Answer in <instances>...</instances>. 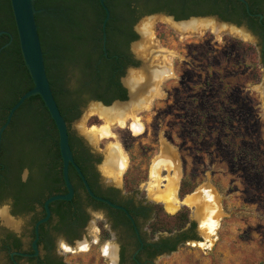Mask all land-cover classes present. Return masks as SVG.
<instances>
[{
	"label": "rangeland",
	"instance_id": "rangeland-1",
	"mask_svg": "<svg viewBox=\"0 0 264 264\" xmlns=\"http://www.w3.org/2000/svg\"><path fill=\"white\" fill-rule=\"evenodd\" d=\"M149 21L151 26L148 33L143 31V24ZM197 27L183 29L177 26V22L174 23L161 15L141 18L137 23L139 36L132 45L140 64L138 71L130 68L125 77L128 78L130 72L145 74L148 72V65H161L160 68L166 67L168 73L154 83L155 87L146 95V101L141 104L134 103L122 116L127 118L126 124L123 125L118 120L107 121L100 115L89 112V100L79 117L71 121L70 128L75 135L83 137L91 150L98 154L97 168L102 180L119 187L126 198L148 208L147 216L140 218V229L142 235L150 242L175 236L167 232L150 235L148 224L153 210L148 206L163 203L155 197L156 185L165 188L166 184L174 179L179 184V195L180 183L184 176L191 177L198 184L196 191L180 198L184 202L179 208H190V218L195 223L193 233L196 237L182 242L177 250L158 255L153 262L144 264H264V63L261 57L260 61H257L263 68V76L259 82L255 83L247 76L244 93L252 98L253 103L249 102V99L240 102L242 108L254 114L251 119H244L243 116L241 128L245 135L256 136L253 137L252 143L247 145L248 141H242L239 147L235 146L237 142L221 147L207 137L199 143L187 140L183 142L185 139L178 127V122L183 118L182 112L175 103L180 92L184 96L182 83L185 77L190 75V82H194L200 74L204 76L208 66L207 56L216 55L218 51L231 46L234 40L258 45L257 40L244 29L229 24L213 21L211 25ZM257 48L259 50V46ZM233 50L232 62H225L218 67L252 72L255 65L251 60L249 62L245 52L236 47ZM67 79L70 86L74 87L77 79L75 74L71 72ZM195 90L198 88L195 87ZM133 121L143 125L142 133L135 134L131 130L129 126ZM103 125L109 126L108 134L96 138L88 136L91 127ZM31 129L32 123L29 122L22 132L27 134ZM251 144L255 151V160L245 156L239 162L231 159L234 148L245 149ZM114 145L127 157V166L120 179H115L106 171V160L110 148ZM164 145L167 152L161 156ZM159 155L161 163L158 175L154 177L152 165ZM202 188H210L218 196L223 211L219 228L211 237L201 229L195 212L196 206L191 203L192 199L187 200L189 197L195 199L202 193ZM6 209V206L0 207V223L19 232L24 219L12 220L6 214L7 219L2 215V211ZM166 210L170 212L167 208ZM102 225L110 232L107 239L102 238ZM82 241H85L84 248L78 243L72 249L64 244L59 246L66 264H119V240L101 213H92L91 230L85 234ZM108 242L117 246L115 263L103 251V245ZM133 250V244L130 242L127 247L128 261L137 264L131 258Z\"/></svg>",
	"mask_w": 264,
	"mask_h": 264
},
{
	"label": "trees",
	"instance_id": "trees-1",
	"mask_svg": "<svg viewBox=\"0 0 264 264\" xmlns=\"http://www.w3.org/2000/svg\"><path fill=\"white\" fill-rule=\"evenodd\" d=\"M135 1L138 0H106L111 16L107 22L108 54L105 55L102 23L106 11L100 0H34L36 9L40 10L36 13V20L47 73L56 100L69 125L81 114L80 111L76 115H70L71 103L100 99L109 104L114 99L111 94L116 90L118 82L115 70L122 60V52L118 49L125 42L127 34L123 31L124 25L117 26L113 19L120 17L122 22L134 20L137 11L133 6ZM0 30L12 33V38L7 34L0 35L1 127L10 108L22 94L34 86V81L22 54L11 0H0ZM133 37L137 38V35ZM7 43L8 45L3 47ZM234 47L244 51L249 62H253L255 69L252 72L218 67L225 62H232ZM260 57L256 45L234 40L231 46L218 51L216 55L207 56L208 66L205 68L204 76L200 74L194 82H190L192 80L190 75L185 77L182 83L185 97L180 92L175 103L182 112L183 118L178 122V127L185 139L183 142L187 140L199 143L205 137L221 147L234 145L236 142L235 146L239 147L242 141H248L247 145L253 142V137L256 136L245 135L241 128L243 116L244 119H251L254 114L242 108L240 102L246 99L252 102V98L244 93L245 84L247 76L255 83L262 79L263 68L257 63ZM71 72L77 78L74 87L70 86L67 79ZM195 87L198 90H195ZM177 92L179 94L178 89ZM29 122L32 123V129L30 133L25 134L22 129ZM77 139V136L70 132L74 157L80 163L81 155L75 152ZM254 153L252 144L245 149L234 148L231 159L239 162L245 156L247 159L255 160ZM62 161L58 128L41 96L33 95L16 110L10 125L3 133L0 151V162H3L0 164V196L13 197L19 204L32 199L44 202L54 194L66 193L61 187L64 184L62 169L57 164L49 165ZM16 167L20 171L24 167L30 168L28 180H20ZM82 170L85 173L84 167ZM70 176L73 179L78 174ZM80 181L84 187L81 179ZM197 185L191 177L184 176L180 183L179 197L184 198L193 192ZM67 202L69 201L57 200L51 203L52 213L57 211L55 204L61 206ZM100 204L111 208L106 204ZM148 207L153 210V216L148 224L150 235L155 236L159 232L175 234L173 237L150 242L149 249L156 246L150 253L151 257L175 251L182 242L196 237L193 233L195 223L191 221L188 206H183L175 213L168 212L163 203H154ZM59 214L63 215L62 212ZM101 229L102 238H109V230L103 225ZM144 239L148 241L145 237ZM132 261L136 263V259Z\"/></svg>",
	"mask_w": 264,
	"mask_h": 264
},
{
	"label": "flooded vegetation",
	"instance_id": "flooded-vegetation-1",
	"mask_svg": "<svg viewBox=\"0 0 264 264\" xmlns=\"http://www.w3.org/2000/svg\"><path fill=\"white\" fill-rule=\"evenodd\" d=\"M133 6L137 9L134 20L130 19L127 22H122V18L120 17L113 19L114 23H117V26L119 24L124 25L123 31L127 35L125 36V42L118 49L119 52H122V60L119 61L118 67L115 70L118 82L116 83V90L111 94V97H114L112 102L116 99L125 101L119 104L125 107L129 106L128 109L132 108L134 103L141 104L146 101V95L154 89V83L159 80L156 79L155 74L153 75L152 72L157 68L161 69V65H157L158 67L148 65V72L145 73L147 77L145 78L146 82L142 86L135 85L133 81L129 80V76L134 77L141 74L130 72L128 78L125 77L130 68L138 71L137 68L139 67L140 60L135 55L132 45L139 36L137 23L144 16L161 15L174 23L177 22V24L186 23L187 20H194L197 22L206 21L209 23L215 21L232 26L236 25L237 27H234L239 29L244 28L248 34L257 40L261 60L262 62L264 60V0H138L134 2ZM135 34L137 38L133 37ZM104 50L107 52V41L106 49ZM117 56L119 55L117 54ZM121 95L126 97H120ZM89 100L92 99H88L87 101ZM98 100L105 103L103 100ZM86 102L79 101L71 103L69 106L70 115H76L82 111ZM70 132L74 134L71 128ZM76 136L78 139L75 142V152L81 155L82 158L80 163L76 162L81 169L83 167L86 169L85 173H83L86 175V178L88 177L87 180L93 191L96 194L99 193L98 195L107 197L125 206L134 220L130 219L124 210L113 207L108 208L100 204L103 202L91 197L85 185L82 187L80 181L82 178L76 167L70 164L69 175L78 174L73 179L70 176L74 186V196L71 200H65L69 202L61 206L59 204L54 205L57 211L52 213L51 210L49 219L39 225L38 233L36 224L47 214L45 209V201L47 198L44 202L32 199L18 204L13 197L0 196V207H7L6 211H2L4 217L7 218L8 215L12 220L17 218L24 219V222L20 225L21 230L19 232L0 223V263H66L59 246L64 244L69 249H72L77 243L83 244L85 241L82 240L85 234L91 230L92 213H101L108 221V226L116 232V238L119 240V264H131L128 261L127 251L130 242L134 248L131 258L136 259L137 264L153 262L159 255L151 257L150 253L155 250L156 246L149 249L148 245L150 241L144 239L140 229V218L147 216L148 208L126 198L119 187L105 183L97 168L98 154L91 150L83 137ZM1 163L3 164V162ZM51 164H57L63 171V161L60 163H49V165ZM16 173L19 175L21 181H26L30 176L31 170L29 167H24L20 171L16 167ZM61 187L62 191H68L65 180ZM59 211L63 215L59 214L61 213ZM36 239L37 243H35Z\"/></svg>",
	"mask_w": 264,
	"mask_h": 264
},
{
	"label": "water",
	"instance_id": "water-1",
	"mask_svg": "<svg viewBox=\"0 0 264 264\" xmlns=\"http://www.w3.org/2000/svg\"><path fill=\"white\" fill-rule=\"evenodd\" d=\"M100 3L102 4V6L106 11V15L102 23L103 46L104 49H106V41H107L106 29H107V22L109 21L111 16V11L108 5L106 4V0H100ZM11 5L14 13L22 54L25 60V64L27 65L29 72L32 76V79L34 81V86L28 91H26L24 94H22L20 99L10 108L6 121L0 127V149L3 139V133L6 130V128L10 125L16 110L25 102L27 98L39 94L42 100L44 101L45 106L48 108L51 117L53 118L58 128L59 146L63 160V175L68 190L66 193L54 194L46 199L45 209L47 214L45 217H43L37 222L36 224L37 233H38L39 225L42 222L48 220L51 215V208H50L51 203H53L56 200H71L74 196V192H75L74 186L72 184L69 175L70 164H73L76 167L78 173L80 174L83 180L85 188L91 197L105 203L110 207L124 210L128 215V217L134 220L133 216L129 213L128 209L125 206L118 204L107 197L98 195L93 191L92 187L90 186L86 178V175L83 173L81 167L78 165V163L75 160L74 152L70 144V125L66 120L64 114L62 113L60 106L56 100L47 73L44 50L39 34V26L36 20V13L39 12L40 10L36 9L34 5V0H11ZM2 34H7L12 38V33L8 30H0V35ZM7 45L8 43L5 44L3 47ZM105 54L107 55V52H105ZM130 97H131V92H130ZM90 102L91 104L94 102H99L104 106H111L115 103H122L125 101L116 99L111 104H105L102 101L92 99ZM194 191H196V189ZM35 243H37V239L35 240Z\"/></svg>",
	"mask_w": 264,
	"mask_h": 264
},
{
	"label": "bare ground",
	"instance_id": "bare-ground-1",
	"mask_svg": "<svg viewBox=\"0 0 264 264\" xmlns=\"http://www.w3.org/2000/svg\"><path fill=\"white\" fill-rule=\"evenodd\" d=\"M191 20V19H190ZM183 22V21H181ZM185 22V21H184ZM213 22L207 23L206 21H188L186 23L177 24L178 27L187 29V28H198L197 26H206L211 25ZM151 26V21L145 22L143 24V31L149 33V27ZM217 27V25H215ZM153 75L155 74L156 79H161L165 74L168 73V69L165 68H157L154 70ZM152 75V76H153ZM151 77V76H150ZM146 75L144 73H141L139 76L131 77L129 76V80L133 81L135 85L142 86L146 80ZM124 103V102H123ZM128 107H125L121 104H113L111 106H104L99 102L92 103L88 111L92 113H96L106 119L107 121H113L118 120L121 124H126L125 117H122L126 112H128ZM127 116V115H126ZM134 116V115H133ZM132 116V117H133ZM130 117V116H129ZM128 117V118H129ZM131 130L135 134H140L143 132V125L138 121L131 122L130 126ZM86 130V129H85ZM109 126H102L97 127L93 126L88 130V136L90 138H96L99 136H103L109 133ZM164 151L160 154L161 156H164L167 152V148L164 145ZM156 157L154 164L152 165V175L154 177H157L158 175V167L161 163V156ZM172 161V159H171ZM127 166V157L123 154L121 149L118 146H112L110 148L107 160H106V171L109 172L115 179H120L125 168ZM167 186L165 188H162V185H156L157 188H155V197L162 201L166 208L170 212H176L179 210L180 206L184 202L180 199L178 195V187L179 184L174 181V179L170 180ZM218 196L213 193L210 188H202V193L198 195L195 199L193 197H189L187 200H191V203H193L196 206V216L199 219L200 227L201 229L207 234L208 236H212L216 233V231L219 228V224L221 221V217L223 216V211L220 206L219 200L217 199ZM83 248L85 247V242L83 244ZM103 251L105 255L110 257L112 259V262L115 263L117 261V246L113 243H106L103 245Z\"/></svg>",
	"mask_w": 264,
	"mask_h": 264
}]
</instances>
